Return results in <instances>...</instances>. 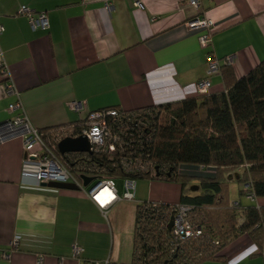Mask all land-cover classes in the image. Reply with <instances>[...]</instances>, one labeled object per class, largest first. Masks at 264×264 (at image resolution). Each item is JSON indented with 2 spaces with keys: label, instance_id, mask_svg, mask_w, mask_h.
Here are the masks:
<instances>
[{
  "label": "crops",
  "instance_id": "crops-1",
  "mask_svg": "<svg viewBox=\"0 0 264 264\" xmlns=\"http://www.w3.org/2000/svg\"><path fill=\"white\" fill-rule=\"evenodd\" d=\"M141 1L143 9L135 0H0V47L9 70V77L0 72V123L19 113L9 109L17 100L7 93L10 82L31 123L43 130L79 122L101 108L130 111L197 97L210 51L219 59L232 56L238 78L264 60V0H202L199 11L187 0ZM23 5L46 12L49 29H33L20 12ZM197 16L213 20L211 46L201 44L203 30L188 25ZM224 90L221 73L213 74L209 93ZM23 154L22 138L0 141V264H78L75 244L83 249L82 260L136 264L137 204L180 201L141 199L137 182L134 201L118 200L105 213L71 180L38 186L23 173ZM178 171L216 175L215 167L197 165L182 164ZM227 179L230 203L264 207V197L244 199L236 177ZM243 221L240 213L238 222ZM196 264H264V240L259 247L241 234L217 259Z\"/></svg>",
  "mask_w": 264,
  "mask_h": 264
},
{
  "label": "trees",
  "instance_id": "trees-1",
  "mask_svg": "<svg viewBox=\"0 0 264 264\" xmlns=\"http://www.w3.org/2000/svg\"><path fill=\"white\" fill-rule=\"evenodd\" d=\"M220 73L225 90L219 93L130 111L106 107L141 113L136 118L146 119L139 127L141 132L123 150L88 154L99 168L93 177L132 176L137 180L179 183V203L194 205L191 221L204 227L202 235L179 243L169 228L174 203L139 202L133 241L136 264H196L204 259H217L232 239L245 233L262 247L264 207L230 203L227 176L238 173L235 177L243 186L241 195L246 197L244 185L250 184L257 198L264 197V60L240 78L229 64H222ZM132 151L143 152L152 167L143 172L134 165L125 166L127 159L134 162ZM182 164L215 167L216 175H183L178 171ZM193 181L198 189L191 195ZM212 208L215 215L209 210ZM240 213L244 217L241 224Z\"/></svg>",
  "mask_w": 264,
  "mask_h": 264
},
{
  "label": "built area",
  "instance_id": "built-area-1",
  "mask_svg": "<svg viewBox=\"0 0 264 264\" xmlns=\"http://www.w3.org/2000/svg\"><path fill=\"white\" fill-rule=\"evenodd\" d=\"M202 0H187V4L196 11L201 8ZM135 5L144 8L141 0H135ZM20 12L27 15L33 29L47 30L50 27L48 14L44 11L34 12L27 6H21ZM188 25L194 29L203 30L200 41L204 47L211 46L213 41V20L207 16H197ZM4 32V26L0 24V36ZM234 59L228 56L224 59L217 58L214 53L209 54L208 72L197 85L199 95L208 94L211 87V76L220 72L222 64L232 65ZM0 72L9 77L8 66L4 60V52L0 47ZM7 93L17 96V100L9 105L11 111L18 110L19 113L5 124L0 125V141L9 137H20L23 140V160L22 170L24 174L34 177L35 183L41 186L43 183L50 182H75L86 194L97 204V206L107 213L118 200L134 201L136 199V189L138 180L135 177L127 176L120 178L123 182V193L119 194L116 187V179L112 177L93 175L99 169L95 163L91 162L88 154L98 152L112 154L123 150L129 146L131 140H135L136 135L141 132L139 127L144 123L145 118L137 119L141 113L131 114L120 112L115 108H104L89 112V114L77 123H70L58 126L48 131H42L35 127L25 112L23 103L20 99L19 90L10 82L7 83ZM70 107L76 108V103L71 102ZM141 117V116H140ZM142 119V121H141ZM138 124V128L135 126ZM136 130V131H135ZM135 131V133H133ZM86 139L89 145L87 151H69L61 153L59 143L65 138ZM143 152H131L134 162L126 160L125 166L134 165L139 171L145 172L152 167L149 161H145ZM135 167V168H136ZM83 177H90L92 180L86 185ZM92 184L89 189L87 186ZM246 198L255 202L257 196L252 191L250 184H245ZM233 202V205H238ZM195 209L194 205L186 203H174L170 208V220L174 218L172 227L175 240L184 243L190 238L198 237L203 234L204 227L194 224L190 214ZM21 236L17 235L13 239L11 248L14 250L19 247ZM219 241H216L218 244ZM82 247L78 244L73 246V256L78 258V264H101L98 260H82ZM9 257V255H7ZM104 264H110L106 260Z\"/></svg>",
  "mask_w": 264,
  "mask_h": 264
},
{
  "label": "rangeland",
  "instance_id": "rangeland-1",
  "mask_svg": "<svg viewBox=\"0 0 264 264\" xmlns=\"http://www.w3.org/2000/svg\"><path fill=\"white\" fill-rule=\"evenodd\" d=\"M185 165H191V164H185ZM115 183L118 190L122 191L123 188L122 180L116 179ZM236 183L237 184L239 183L237 179H236ZM138 191H139V198L144 200H148V199L161 200L164 199L165 197L166 199H168V201H173V202L180 200V193H181L179 183H176L174 181H161V180L150 181L145 178L138 180ZM244 199L246 198L244 197ZM237 200L241 201L239 195L237 197ZM230 201H233L231 200V197H230ZM209 210L211 214L215 215L214 208Z\"/></svg>",
  "mask_w": 264,
  "mask_h": 264
},
{
  "label": "water",
  "instance_id": "water-1",
  "mask_svg": "<svg viewBox=\"0 0 264 264\" xmlns=\"http://www.w3.org/2000/svg\"><path fill=\"white\" fill-rule=\"evenodd\" d=\"M6 122H1L0 125L5 124ZM59 149L61 153L69 152V151H87L89 150L88 142L85 138L79 137V138H65L59 143ZM232 176L238 177V173L236 174H230L229 177L232 178ZM85 184L87 185L92 178L90 177H83ZM42 185H47V183H43ZM192 190H197L198 186L194 185L191 187ZM174 224V218H171V222L169 224V228H172Z\"/></svg>",
  "mask_w": 264,
  "mask_h": 264
}]
</instances>
